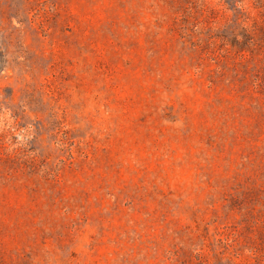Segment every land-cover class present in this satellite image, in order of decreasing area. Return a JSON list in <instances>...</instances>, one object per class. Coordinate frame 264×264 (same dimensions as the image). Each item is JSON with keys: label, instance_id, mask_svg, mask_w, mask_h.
Masks as SVG:
<instances>
[{"label": "rangeland", "instance_id": "1", "mask_svg": "<svg viewBox=\"0 0 264 264\" xmlns=\"http://www.w3.org/2000/svg\"><path fill=\"white\" fill-rule=\"evenodd\" d=\"M0 264H264V0H0Z\"/></svg>", "mask_w": 264, "mask_h": 264}]
</instances>
